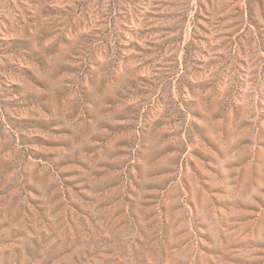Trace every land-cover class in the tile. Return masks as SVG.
Here are the masks:
<instances>
[{
    "label": "rangeland",
    "instance_id": "1",
    "mask_svg": "<svg viewBox=\"0 0 264 264\" xmlns=\"http://www.w3.org/2000/svg\"><path fill=\"white\" fill-rule=\"evenodd\" d=\"M0 264H264V0H0Z\"/></svg>",
    "mask_w": 264,
    "mask_h": 264
}]
</instances>
